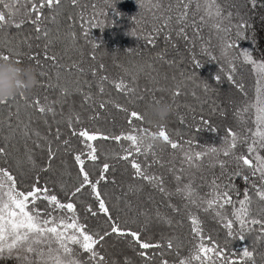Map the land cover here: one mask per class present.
I'll return each mask as SVG.
<instances>
[{
  "label": "trees",
  "instance_id": "1",
  "mask_svg": "<svg viewBox=\"0 0 264 264\" xmlns=\"http://www.w3.org/2000/svg\"><path fill=\"white\" fill-rule=\"evenodd\" d=\"M216 2L222 16L228 17L231 13V17L224 24L229 27L230 42L234 43V47L226 55L222 54V42L211 27V20L200 30L203 40L193 37L192 28L187 30L190 40L195 39L194 44L186 43L174 31L168 39L161 33L153 37L155 43H149L146 37L149 35L151 23H145L146 13L142 11L139 0H115V11L109 9L111 0H83L84 5H87L83 10L88 15L83 25L79 16L81 6L73 7L71 0H63L55 21L49 18L43 22V27L48 29L47 37L43 33L38 34L35 26L27 22L19 29L10 24L0 29V53L8 54L14 59L19 53L23 64L33 65L37 69L39 83L31 94L26 95L28 103L39 99L42 104L52 105L56 112L55 116L50 113L42 116L34 108H25L21 101V121L27 122L31 115V128L53 140L52 147L56 155L49 161L48 145L44 140L30 136L29 143L24 144L25 138L19 130L10 134L5 128L0 133V146H5L8 154L0 157V167L11 170L22 190L27 191L38 178L41 186L46 184L58 194L59 199L66 201L62 185L72 189L76 184L78 169L73 157L83 147L79 139L71 135V129L67 126L69 116L79 114L82 123L76 125L77 129L83 127L92 131L99 130L109 136L137 135L142 133L139 129L156 133L163 125L173 140H191L192 148L196 151L221 148L229 128L241 135L248 134V129L255 130V109L242 112L241 117L236 113L256 98L258 77L252 65L245 62L243 53L247 51L253 60L264 63V0ZM93 6L95 16L92 15ZM44 11L47 17L53 15L51 10ZM20 18L21 16L17 17ZM97 20L103 22V27L99 24L92 26ZM237 25L241 28L238 29ZM238 31L243 32V37L237 36ZM30 56L39 57V64L30 60ZM46 56L55 57L60 67L54 66L53 61L46 59ZM73 63L83 68V73L71 69ZM100 65L104 66L103 69H100ZM231 68H235V71ZM93 70L98 71V75L94 76ZM229 74L234 77L233 80H228ZM100 76L107 79L101 82ZM217 76L220 77L219 80L216 79ZM121 82L135 91L118 90L115 85ZM101 83L104 88L102 93L99 87ZM77 87L82 91L77 92ZM65 88L67 93L62 92ZM176 90H179L180 95L173 97ZM89 93L91 99L85 101L84 95ZM107 101L111 103H107L105 108L99 107L101 102ZM157 101L171 104L172 112L163 121L149 123L154 119L149 106ZM12 111L15 112V107ZM133 111L140 114L143 120L133 118ZM4 119H7L6 113ZM202 120H207L216 130H210ZM11 123L16 124L15 116ZM57 127L61 132V140H70V148L66 149L60 142L55 141ZM93 143L98 149L99 159L96 165L88 162V169L93 173L92 178L98 177L99 168L104 163L114 165L108 178L115 183L100 184V189L107 193L105 198L113 209L112 214H118L122 222L127 221L129 228L141 231L142 239L164 245L161 249L146 250L151 257L146 260L140 256L141 250L138 246L130 245L125 239L113 235L97 247L100 255L105 257L106 264H161L162 260H166L168 264H179L180 259L191 255L196 242L188 220L189 210L200 219L205 238L211 237L232 259H238L243 248L247 247L253 252V260L244 264H253V261L255 264H264V238L256 239L260 235L259 226H254V230L246 233L244 239H240L238 235L230 237L212 211L205 212L203 208L192 206L185 210V201L181 197L165 199L157 190L142 180L135 179L131 164L115 158V154H124L121 148L129 147V141L117 142L109 139ZM152 151L161 163L153 164L151 154L135 158L149 166L150 173L162 175L169 190L174 191L176 182L168 169L173 164L179 169L181 153L171 149L162 140L152 147ZM234 152L237 155L247 154V143L238 144ZM22 154L27 159L23 166L17 163V158ZM260 154L264 156V149L260 150ZM132 158L130 156L129 160ZM217 159L230 158L224 157L222 152L219 157L214 154L205 157L199 169L188 170L183 183L191 178L200 195L204 196L210 191V182L219 178L218 183L235 186L234 199H242L243 192L248 189L253 215L259 213L258 218L264 219V201L256 197L255 189L252 188V183L260 184L259 178L250 177L245 182L243 176L232 175L237 171L234 161L227 165L226 174L221 176L222 170L216 163ZM49 164L50 169L42 171ZM242 171L244 175H250L251 170L244 168ZM129 185L139 190L129 192ZM84 198L96 207L95 201L87 192L84 193ZM126 202L130 203V209ZM169 203L179 206L181 211L174 212L167 206ZM40 207L43 208L44 204L41 203ZM77 207L78 215L82 219L87 217L83 222L91 230L107 228L103 214L92 218L84 212L82 203L78 202ZM145 209L149 211L147 223L145 217L138 214ZM225 210L231 215V206H226ZM157 211L162 217L170 219L171 224L159 220L156 217ZM235 227L238 229V225ZM169 239L173 241V249L166 247ZM205 242L207 243V239ZM81 258L87 261V254L81 253ZM0 264L21 262L16 255H5L0 257ZM193 264L198 262L194 261Z\"/></svg>",
  "mask_w": 264,
  "mask_h": 264
},
{
  "label": "snow or ice",
  "instance_id": "2",
  "mask_svg": "<svg viewBox=\"0 0 264 264\" xmlns=\"http://www.w3.org/2000/svg\"><path fill=\"white\" fill-rule=\"evenodd\" d=\"M63 3V0H0V29L7 25H12L17 29L21 28L26 22L35 26L36 32L43 33L48 36V29L43 27V22L51 18L55 21L58 10ZM72 6H81L79 13L81 23L88 19L87 13L83 10V0H71ZM115 0H111L109 9H114ZM140 7L146 13L145 23H151L149 35L146 37L149 43H155L153 37L161 33L165 34V39H168L173 31L175 35L182 38L186 43H195V39L190 40L187 30L192 28L193 37L203 40L201 28L207 26L211 20V27L216 31L218 38L222 42V54L226 55L228 50L234 47V43L230 42L229 27L225 26L224 21L231 17L221 15V9L216 0H139ZM30 5V8L28 7ZM194 6V7H193ZM45 9L51 10V17L45 16ZM103 14V13H102ZM34 15V19H33ZM92 15H96L95 7L93 6ZM21 16L20 19H17ZM150 17V19H148ZM99 24L103 27V22L97 20L92 26ZM240 29L241 26L237 25ZM223 33V35H220ZM135 34V33H133ZM238 37H243V32H237ZM39 38V36H38ZM206 50V49H204ZM246 63H250L254 72L257 74L258 80L256 85V98L254 102L248 103L243 109L238 110L236 115L241 117L242 112H248L250 109H255L254 123L256 129H248V134L241 135L240 133L229 128L226 131L224 144L221 148H210L203 151H196L192 148V141L178 142L173 140L166 128L162 125L156 133H151L164 143L170 145L171 149L179 151L182 159L180 167L177 169L173 164L168 169L173 174V179L176 182L174 191L169 190L162 175L150 173L149 166L142 164L137 158L140 155L147 157L152 155L153 164L161 163L159 157L152 151V146L142 150L140 147L137 135L121 134L118 136H109L99 130L92 131L87 128H76L77 124L82 123L79 114L69 116L67 126L71 129V135L79 139V143L83 146L79 151L74 153V161L77 166V181L72 189H67L62 185L67 197L66 201L58 198V194L54 193L45 184L41 186L39 179L33 182L27 191L18 187L17 177L10 169L0 167V257L5 255H16L21 264H106L105 257L100 255L97 247L111 236L125 239L126 242L133 246H138L140 256L146 260H150L147 251L149 249H161L164 245L160 242H152L151 240L142 239V232L133 230L127 226V221H121L120 216L113 215V209L109 206V201L105 198L107 193L100 189V184L115 183L114 180L109 181L108 173L114 169V165L104 163L99 168V174L96 179H93V173L88 169V162L96 165L99 159L98 149L93 143L98 140H115L120 142L126 140L130 142L129 147L121 148L123 155L115 154V158L129 162L133 169V177L137 180H142L147 185L157 190L165 199H170L173 196H179L185 201L184 209L188 210L190 206L203 208L205 212L212 211L214 217L220 225L227 231L228 236L238 235L240 239L245 238V234L252 232L254 226H259L257 240L264 238V219L258 218L257 213L253 215L250 205L252 199L248 189L243 192L242 199H234L233 193L236 192L235 186L229 184L218 183L219 178H214L208 185L210 191L202 196L199 193L198 187L194 185L191 178L187 183H183V179L189 169H199L202 166V161L209 155L219 157L222 152L223 156L230 158L227 160L217 159L216 163L221 168V176L226 174V167L229 163L235 162L237 171L234 176H243V180L248 182L250 177H258L260 184L252 183V188L255 189V195L260 201H264V156L260 154V150L264 149V63L257 62L252 59L251 54L245 51L243 53ZM12 56L0 53V60H9ZM30 60H35L39 64V57L30 56ZM51 59L54 66L60 67L56 63L55 57H47ZM15 61L22 63L19 53L16 54ZM231 67V63L229 64ZM103 69V65L99 66ZM71 69H76L77 72L83 73L84 69L76 63L70 66ZM234 72L235 68H231ZM94 76L98 75V71L93 70ZM43 76L44 73L42 72ZM228 80H233L234 77L229 74ZM100 81L107 79L105 76L99 77ZM220 79L219 76L216 77ZM87 83V82H86ZM100 92L104 91L102 83L100 84ZM115 87L118 90L126 92H134V89L127 88L126 85L117 83ZM242 88V86H240ZM67 89H62L63 93H67ZM77 92L82 91L79 87ZM180 95L179 90L173 92V97ZM91 99V94H85L84 100ZM23 101L25 108H34L40 115L47 114L56 115L54 107L48 104H42L39 99H34L31 104L28 103V97L23 94L17 95L11 99L0 101V133L6 128L10 134H15L17 130L21 135L28 139L30 136H35L37 140H44L48 147V160L51 161L56 155L53 150V140L31 128L32 116L29 115L28 121H21L20 102ZM158 102V101H157ZM107 103L111 101L101 102L100 108H105ZM120 107L119 105H116ZM15 107V112L12 111ZM127 111L126 109H121ZM7 119H4V116ZM15 116L16 124L11 123ZM131 116L138 120H143V117L133 111ZM94 119V117H90ZM204 125H208L210 130L215 131L209 125L207 120H202ZM22 125V127H21ZM146 129H139L144 132ZM55 141L60 142L70 148V140H61V132L59 127L54 137ZM247 143V154L237 155L234 149L238 144ZM187 145V147H185ZM7 148L0 146V157L6 156ZM133 157L129 160V157ZM29 160L31 156L29 155ZM161 166H163L161 164ZM187 166V167H185ZM215 167V164L212 165ZM250 169V175H244L242 169ZM50 164L44 167L42 171H48ZM135 186L129 185V192L138 191ZM87 192L94 201L96 207L89 203L84 198V193ZM127 195V193L125 194ZM119 200L120 198L117 197ZM84 205V212L95 218L103 214L107 228H102L100 231H93L83 222V219L78 215L77 203ZM44 207L41 208L40 204ZM238 205V206H237ZM126 206L130 209V203L126 202ZM174 212L179 213L181 208L177 205L169 203L167 205ZM226 206H231V215L227 213ZM145 217V223L149 220V211L147 209L138 213ZM156 217L162 222L171 224L170 219L161 216L159 211L156 212ZM188 220L191 223V232L195 239V244L192 253L189 257L179 260V264H244L246 261L253 260V252L244 247L239 254L238 259H232L225 250L212 241L211 237L205 238L201 227L200 219L195 213L188 211ZM238 225V229L235 227ZM207 239V243L205 240ZM166 247L173 249L174 244L171 239L167 240ZM178 247V246H177ZM81 253L87 254V261L81 258ZM161 255L163 253L161 252ZM161 264H168L166 260H162ZM253 264L255 262L253 261Z\"/></svg>",
  "mask_w": 264,
  "mask_h": 264
},
{
  "label": "clouds",
  "instance_id": "3",
  "mask_svg": "<svg viewBox=\"0 0 264 264\" xmlns=\"http://www.w3.org/2000/svg\"><path fill=\"white\" fill-rule=\"evenodd\" d=\"M37 69L30 64L17 63L14 58L0 60V101L11 99L17 95H29L38 86ZM149 111L154 118L149 123L163 121L172 112V105L158 101L149 106ZM155 133V132H152ZM137 140L141 148L156 146L159 137L149 134L146 129L137 134Z\"/></svg>",
  "mask_w": 264,
  "mask_h": 264
},
{
  "label": "rangeland",
  "instance_id": "4",
  "mask_svg": "<svg viewBox=\"0 0 264 264\" xmlns=\"http://www.w3.org/2000/svg\"><path fill=\"white\" fill-rule=\"evenodd\" d=\"M60 31V30H59ZM23 140V139H22ZM24 141V144H26V143H29V139H24L23 140ZM22 144H23V142H22ZM27 161V159H26V156H25V154H22V156H19L18 158H17V163H19L20 165H24V163Z\"/></svg>",
  "mask_w": 264,
  "mask_h": 264
}]
</instances>
